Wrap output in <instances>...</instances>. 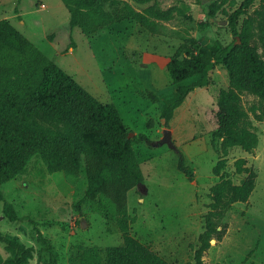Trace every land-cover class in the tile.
Masks as SVG:
<instances>
[{"label":"rangeland","instance_id":"374dc122","mask_svg":"<svg viewBox=\"0 0 264 264\" xmlns=\"http://www.w3.org/2000/svg\"><path fill=\"white\" fill-rule=\"evenodd\" d=\"M157 2L171 13L170 20L158 22L159 35L123 18L125 4L138 11L152 5L134 0H99L94 10H84L97 20L111 17L91 36L69 27V12L61 0H0V20H9L95 98L119 105L130 137L146 135L147 141L134 145L144 180L128 192L133 236L171 264H194V250L212 201L210 188L219 181L212 169L226 158L221 173L240 184L245 175L236 173L234 162L244 158L257 174L255 189L247 203L232 204L216 221L219 229L227 224V233L220 242L210 241L203 260L264 264V122H254L259 143L252 153L230 147L226 156L222 154L221 139L214 133L218 95L229 84L225 67H215L209 84L189 93L175 109L169 128L160 120L161 107L176 98L166 69L169 59L185 45L216 51L229 44L234 37L227 18L243 0ZM258 4L256 0L248 14ZM244 18L239 19V28ZM70 44L73 47L67 50ZM148 93L158 95V101H152ZM252 101L250 95L243 97L246 107ZM180 154L193 174L192 181L178 169ZM85 187L83 175L68 181L61 172L49 173L36 156L15 179L0 186L19 216L11 222L0 201V231L32 249L27 264H80L79 247L103 251L122 245L117 214L107 220L102 213H92L85 202L82 213L75 210L73 202L83 197ZM10 256L0 242V264H9Z\"/></svg>","mask_w":264,"mask_h":264},{"label":"trees","instance_id":"16d2710c","mask_svg":"<svg viewBox=\"0 0 264 264\" xmlns=\"http://www.w3.org/2000/svg\"><path fill=\"white\" fill-rule=\"evenodd\" d=\"M98 1L61 0L69 12V27H78L83 35L91 36L109 23L111 17L97 20L84 13L94 10ZM134 1L152 5L138 11L125 4L123 18L159 35L158 22L170 20V11L160 9L157 0ZM255 1L243 0L227 18L234 37L229 44L218 46L216 51L198 44L185 45L166 65L176 91L174 101L161 107L160 120L166 128L189 93L207 86L215 67H225L229 84L218 95L214 133L221 139L224 156L230 147L252 153L259 143L254 122H264V0L248 14ZM242 16L245 18L239 28ZM195 76L196 80L187 82ZM147 95L158 101L153 93ZM245 95L254 98L248 107L243 103ZM130 132L114 103L95 98L9 20H0V186L15 179L36 156L49 173L61 172L71 182L85 177L83 197L73 202L76 211L82 213L85 202L92 213H102L107 220L112 219V213L119 216L115 224L122 233V245L103 251L79 247L80 264H171L131 234L128 192L144 180L134 145L148 139L144 134L129 137ZM226 163L222 158L212 169L219 181L210 188L212 201L205 229L198 236L194 264H207L203 256L210 241L220 242L228 229L227 224L219 229L216 221L232 204L247 203L255 189L257 174L246 159L234 162L236 173L245 175L240 184L221 173ZM178 169L193 180L182 154ZM0 201L5 217L18 221L14 204L1 190ZM0 242L11 254L9 264L28 263L32 249L16 236L0 231Z\"/></svg>","mask_w":264,"mask_h":264},{"label":"crops","instance_id":"0c3cea01","mask_svg":"<svg viewBox=\"0 0 264 264\" xmlns=\"http://www.w3.org/2000/svg\"><path fill=\"white\" fill-rule=\"evenodd\" d=\"M69 48L72 49L71 47H68V46L66 47L67 50H68ZM66 49H65V50H66ZM67 50H66V51H67ZM166 65H167V64H166ZM173 88L175 89L174 85H173ZM157 97H158V95H157ZM118 108H119V105H118ZM126 109H127V108H126Z\"/></svg>","mask_w":264,"mask_h":264},{"label":"water","instance_id":"95a60500","mask_svg":"<svg viewBox=\"0 0 264 264\" xmlns=\"http://www.w3.org/2000/svg\"><path fill=\"white\" fill-rule=\"evenodd\" d=\"M236 42L239 43V38L238 37L236 39ZM130 134H132V133H130ZM130 134H129V137H130ZM213 241H215V240H211V242H213Z\"/></svg>","mask_w":264,"mask_h":264},{"label":"built area","instance_id":"2783aa9c","mask_svg":"<svg viewBox=\"0 0 264 264\" xmlns=\"http://www.w3.org/2000/svg\"><path fill=\"white\" fill-rule=\"evenodd\" d=\"M41 7L44 8V4H42Z\"/></svg>","mask_w":264,"mask_h":264}]
</instances>
